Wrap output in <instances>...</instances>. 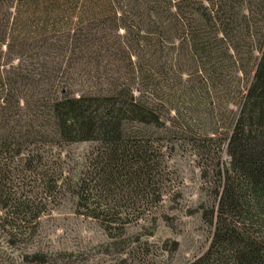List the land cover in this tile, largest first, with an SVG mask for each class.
I'll return each instance as SVG.
<instances>
[{"label": "trees", "instance_id": "1", "mask_svg": "<svg viewBox=\"0 0 264 264\" xmlns=\"http://www.w3.org/2000/svg\"><path fill=\"white\" fill-rule=\"evenodd\" d=\"M226 84L228 131L191 133L213 231L188 264H264V0H0V227L35 225L37 191L69 194L106 232L156 206L165 153L150 130ZM83 142L92 152L68 179L47 167Z\"/></svg>", "mask_w": 264, "mask_h": 264}, {"label": "rangeland", "instance_id": "2", "mask_svg": "<svg viewBox=\"0 0 264 264\" xmlns=\"http://www.w3.org/2000/svg\"><path fill=\"white\" fill-rule=\"evenodd\" d=\"M86 85L73 81L70 87L81 90ZM226 86V90L212 94V100L187 99V105L180 106L181 118L170 122L168 132L150 130L153 137L161 138L165 153L159 169L160 203L142 207L137 218L139 210L127 209V223L106 232L97 221L74 213L69 194L60 191L50 197L37 191L35 200L43 211L35 225L20 229L14 236L0 227V264H188L199 257L207 249L213 230L200 215L209 193L202 179L207 161L196 155L190 139L192 134L214 129L215 121L226 128H217L219 133L228 131L236 107L232 105V85ZM185 122L190 129L181 131L179 127ZM92 148L90 142L64 146L47 167L63 170L66 180ZM222 157L227 161L226 153Z\"/></svg>", "mask_w": 264, "mask_h": 264}]
</instances>
